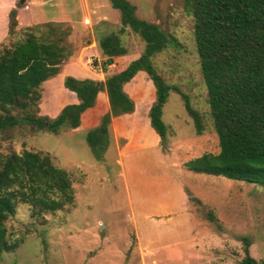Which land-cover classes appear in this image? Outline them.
<instances>
[{
    "label": "rangeland",
    "instance_id": "374dc122",
    "mask_svg": "<svg viewBox=\"0 0 264 264\" xmlns=\"http://www.w3.org/2000/svg\"><path fill=\"white\" fill-rule=\"evenodd\" d=\"M126 1L134 6L137 18L157 25L171 39L152 58L155 71L172 88L162 107L166 141L160 145L147 126L154 90L141 72L124 86L134 110L111 120L109 143L100 158L84 136L96 114L107 111L104 93L97 95L94 108L82 115L81 128L75 131L52 135L19 127L10 139L0 138L3 154L27 150L48 155L54 166L68 173L73 193V201L53 214L34 216L27 205L17 204L5 222L7 240L16 246L0 254V264H239L244 248L256 264H264V187L184 168L191 159L218 152L191 17L184 13L182 0ZM9 2L0 0V36H6L3 23L7 31L9 10L16 3L19 9L25 7L28 0H13L11 7ZM83 5L86 9L84 0ZM105 5V0H97V8L89 7L93 20L85 16V28L70 32L72 53L62 72L102 81L142 52V42L125 32L127 53L115 58L105 73L98 69L101 59L93 57L92 44L80 52L92 40L89 28L100 25L102 17L106 31L116 30L118 13ZM68 9L69 16L77 15L74 5ZM22 19L16 18L17 24ZM64 77L43 83L41 116L52 118L75 102L62 87ZM181 94L201 118L199 135Z\"/></svg>",
    "mask_w": 264,
    "mask_h": 264
},
{
    "label": "trees",
    "instance_id": "16d2710c",
    "mask_svg": "<svg viewBox=\"0 0 264 264\" xmlns=\"http://www.w3.org/2000/svg\"><path fill=\"white\" fill-rule=\"evenodd\" d=\"M107 2L118 13V26L115 31H106V23L93 26L95 46L103 59L98 64L100 71L105 73L114 58L127 53L125 32L142 42V52L102 81L65 76L62 87L73 94L75 102L64 105L52 118L39 114L42 85L55 78L71 56L67 42L71 28L62 22H44L17 29L20 4L9 10L6 41H0L1 139H10L19 127L52 135L74 131L81 115L94 107L97 94L104 93L107 111L84 136L100 158L109 143L111 120L133 112L134 103L124 86L141 72L154 90L148 125L159 144H164L167 128L161 119L162 107L172 88L157 74L152 58L171 39L157 25L137 18L128 1ZM182 8L192 19L199 72L218 145L216 154H202L185 162L184 168L264 187V0H182ZM181 98L199 135L201 118L185 95ZM72 201L68 173L54 166L48 155L27 150L0 152V254L16 246L7 240L5 222L14 215L17 204L27 205L32 215L39 216L60 211ZM239 264H256L246 248Z\"/></svg>",
    "mask_w": 264,
    "mask_h": 264
},
{
    "label": "crops",
    "instance_id": "0c3cea01",
    "mask_svg": "<svg viewBox=\"0 0 264 264\" xmlns=\"http://www.w3.org/2000/svg\"><path fill=\"white\" fill-rule=\"evenodd\" d=\"M84 1H85L86 9H84V7H83L84 6L83 5V0H28V2L26 3L25 7L17 10L16 18L18 19L20 16L23 17L22 22L21 23L18 22L17 29L20 28V27L31 26V25H34V24L44 23V22H62V23L69 24V26L71 28V33H73V34L76 33L77 34V33L81 32L85 28V24L84 23H87V19H86L85 16H87L89 18V20H91V21L93 20V18L90 17V15H89V7L90 6L92 7V5H93V7L97 8V6H95L97 4V0H84ZM105 3H106L105 6L108 9H110L107 0H105ZM9 4H10L9 6L11 7L13 5V0H10ZM70 5L71 6L74 5V8H76V10H77V15H75L73 18L71 16H69V13H68V10H69L68 8H69ZM74 18H77V20H74ZM98 22H101L100 25H103V24L107 23L106 20H105V17H102L101 20H99ZM117 24H118V19H117V22L115 23V25H117ZM3 31L6 32V21L3 23ZM89 31L92 32V36H91L92 40L91 41H86L85 46H83L80 49V52H82L83 50L87 49L88 46H89L88 44H92V49L94 51L93 54H92L93 57L96 56L97 57L96 59L98 61H100L99 59H101V61H102L103 59L98 54L96 46H95V38H94L93 29L89 28ZM4 36H5V33H3V35L0 36V41L3 40ZM116 58H118V57H116ZM62 71H63V69H61L60 73L57 75L58 77L56 76L55 78H53L51 80H48L46 82H49V81L51 82V81H53L55 79H60V78H62V76H71V77H74V78H81V77L73 76L69 72H66V70H65V72H62ZM93 80H95V79H93ZM93 108L94 107H92L91 109L86 110L82 115L88 113V111H91ZM82 115H81L80 122H82ZM123 116H125V115H123ZM99 117L96 114L94 122L89 124L87 126L86 130L91 129L94 126H96ZM120 117H122V116H120ZM117 118H119V117H117ZM113 119H116V118H113ZM146 123H147V126H148V119L146 120ZM78 128H81L80 125H79ZM148 128L154 134L155 138L158 139V137L151 130V128L150 127H148Z\"/></svg>",
    "mask_w": 264,
    "mask_h": 264
},
{
    "label": "water",
    "instance_id": "95a60500",
    "mask_svg": "<svg viewBox=\"0 0 264 264\" xmlns=\"http://www.w3.org/2000/svg\"><path fill=\"white\" fill-rule=\"evenodd\" d=\"M23 0H20V3L22 2Z\"/></svg>",
    "mask_w": 264,
    "mask_h": 264
}]
</instances>
